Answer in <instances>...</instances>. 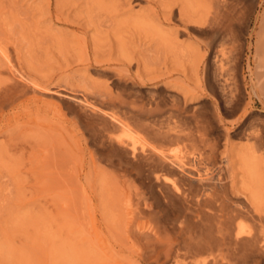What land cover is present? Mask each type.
<instances>
[{
  "label": "rangeland",
  "instance_id": "rangeland-1",
  "mask_svg": "<svg viewBox=\"0 0 264 264\" xmlns=\"http://www.w3.org/2000/svg\"><path fill=\"white\" fill-rule=\"evenodd\" d=\"M243 1L229 65L240 95L230 103L200 43L209 0H0V264H173L166 250L157 262L136 229L147 218L130 214L117 171L85 130L89 112L61 95L118 111L178 93L200 109L217 158L229 159L230 197L264 208V145L250 139L264 144L255 56L264 0ZM163 208L166 222L178 214Z\"/></svg>",
  "mask_w": 264,
  "mask_h": 264
},
{
  "label": "bare ground",
  "instance_id": "bare-ground-1",
  "mask_svg": "<svg viewBox=\"0 0 264 264\" xmlns=\"http://www.w3.org/2000/svg\"><path fill=\"white\" fill-rule=\"evenodd\" d=\"M209 2L212 12L203 23L206 28L200 43L205 53L213 55L223 81L222 95L232 103L240 92L229 65L236 60V22H240L246 4L243 0ZM222 31V43L217 45ZM259 42L257 84L264 90V15ZM11 72L17 74L15 69ZM168 94V101L151 99L138 110L122 106L124 110L108 111L85 99L58 93L89 112L85 130L93 133L99 156H105L117 171L134 221L147 218V225L136 229L150 241L157 262L160 253L156 250H166L165 258L173 264L187 260V264H264V208L253 200L249 203L230 197L225 184L229 159L217 158L215 138L201 119L200 109L182 104L178 93ZM250 139L255 147H263L254 132ZM164 206L178 208V214L167 222L162 219ZM162 234L171 235V239L162 243Z\"/></svg>",
  "mask_w": 264,
  "mask_h": 264
}]
</instances>
